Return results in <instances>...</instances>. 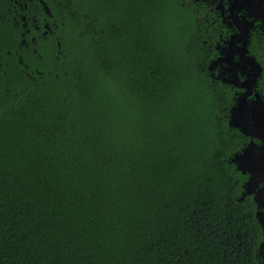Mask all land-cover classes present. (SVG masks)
Masks as SVG:
<instances>
[{"label": "trees", "instance_id": "trees-1", "mask_svg": "<svg viewBox=\"0 0 264 264\" xmlns=\"http://www.w3.org/2000/svg\"><path fill=\"white\" fill-rule=\"evenodd\" d=\"M200 13L0 0V264H264ZM248 50L264 101V37Z\"/></svg>", "mask_w": 264, "mask_h": 264}, {"label": "water", "instance_id": "water-1", "mask_svg": "<svg viewBox=\"0 0 264 264\" xmlns=\"http://www.w3.org/2000/svg\"><path fill=\"white\" fill-rule=\"evenodd\" d=\"M242 7V3L238 6V2L235 1L230 10L233 12ZM262 7L264 10V6ZM236 26L239 30L240 38L229 41L228 47L219 61L224 62L227 65V69L231 72L230 84L244 90L242 94L237 96L236 104L230 110V124L237 128L243 136L250 138V141L243 151L233 158V162L240 173L249 175V179L244 185V195H251L253 198L257 208L255 217L264 237V101L259 93L254 95V99H248L252 94L256 80L260 77L262 68L255 58L245 56L242 62L244 67L251 70V77L240 82L237 74L238 63L234 61V54L230 53V48L234 42H241L238 53L241 57H244L248 43L247 27L241 25L239 28V24ZM253 140H258L260 144H256ZM260 248L264 253V242Z\"/></svg>", "mask_w": 264, "mask_h": 264}, {"label": "flooded vegetation", "instance_id": "flooded-vegetation-1", "mask_svg": "<svg viewBox=\"0 0 264 264\" xmlns=\"http://www.w3.org/2000/svg\"><path fill=\"white\" fill-rule=\"evenodd\" d=\"M235 1L238 2V6L242 3L243 7L232 12L230 8ZM191 2L201 9L200 15L205 18L206 23L216 24L217 26L216 29L213 30L217 38V41L213 45L216 54L215 58L211 60L210 64L207 66V71L211 79L236 88L229 82L231 72L227 69V65L219 60L223 57V53L227 49L229 41L240 38L239 30L236 25L239 24V28L241 25H244L247 27V52L244 57H241L238 53L240 51L241 42H234L230 48V53L234 54L233 59L238 63L237 74L240 82L251 77V70L244 67L242 59L244 60L245 56L252 57L248 50L251 36L256 35L257 37H264V10L262 7L264 6V0H191ZM207 28L206 26V30ZM256 82L253 86L252 94L248 97L250 100L254 99V95L257 93L255 90ZM236 89L240 90L239 95L244 91L243 89Z\"/></svg>", "mask_w": 264, "mask_h": 264}]
</instances>
